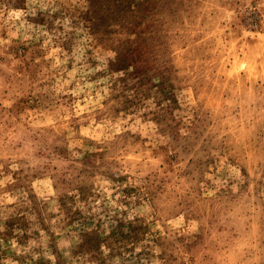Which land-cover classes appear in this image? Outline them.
<instances>
[{
  "label": "clouds",
  "instance_id": "9594fccd",
  "mask_svg": "<svg viewBox=\"0 0 264 264\" xmlns=\"http://www.w3.org/2000/svg\"><path fill=\"white\" fill-rule=\"evenodd\" d=\"M0 264H264V0H0Z\"/></svg>",
  "mask_w": 264,
  "mask_h": 264
},
{
  "label": "rangeland",
  "instance_id": "374dc122",
  "mask_svg": "<svg viewBox=\"0 0 264 264\" xmlns=\"http://www.w3.org/2000/svg\"><path fill=\"white\" fill-rule=\"evenodd\" d=\"M30 199H34V197L33 196H30ZM26 226V225H25Z\"/></svg>",
  "mask_w": 264,
  "mask_h": 264
}]
</instances>
